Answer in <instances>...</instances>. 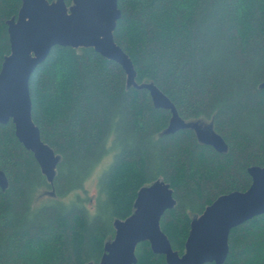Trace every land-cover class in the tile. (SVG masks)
<instances>
[{
  "label": "trees",
  "instance_id": "1",
  "mask_svg": "<svg viewBox=\"0 0 264 264\" xmlns=\"http://www.w3.org/2000/svg\"><path fill=\"white\" fill-rule=\"evenodd\" d=\"M20 5L0 0V68L10 52L6 21ZM117 5L113 36L136 82H153L184 119L207 120L227 150L201 143L191 128L164 133L169 111L156 108L146 89L127 87L121 66L92 47L53 46L29 79L32 119L59 155L52 183L13 123L0 124V169L8 180L0 188V264H98L114 221L127 218L139 188L157 179L175 199L160 227L182 254L191 219L218 196L247 190L248 167L264 166V0ZM109 152L112 162L88 205L78 191ZM43 189L55 196L33 208ZM228 246L223 264H264V213L232 228ZM135 255V264H167L148 241Z\"/></svg>",
  "mask_w": 264,
  "mask_h": 264
},
{
  "label": "water",
  "instance_id": "2",
  "mask_svg": "<svg viewBox=\"0 0 264 264\" xmlns=\"http://www.w3.org/2000/svg\"><path fill=\"white\" fill-rule=\"evenodd\" d=\"M120 16L117 0H72L69 6L64 0H21L17 15L6 21L10 52L0 68V124L13 123L16 138L33 154L48 183L53 181L59 155L42 140L32 119L29 79L55 45L92 47L119 64L127 87L146 89L156 108L169 111L164 133L191 128L201 143L219 153L227 150V143L211 123L204 127L201 118L184 119L153 82H136L132 60L113 36ZM259 86L264 88V80ZM247 171L251 177L247 190L218 196L191 219L182 254L173 250L160 227L161 216L175 204L173 190L163 179L140 187L132 213L114 221V237L104 243L98 264H135L136 245L143 241L149 242L153 253L163 255L167 264H223L230 230L264 213V166L252 165ZM7 186V177L0 169V188L5 190Z\"/></svg>",
  "mask_w": 264,
  "mask_h": 264
},
{
  "label": "rangeland",
  "instance_id": "3",
  "mask_svg": "<svg viewBox=\"0 0 264 264\" xmlns=\"http://www.w3.org/2000/svg\"><path fill=\"white\" fill-rule=\"evenodd\" d=\"M199 121H200L202 126H204V127L208 126V121L205 120L204 118H201ZM112 159H113V153L109 152V154L107 156H105L97 164V166L94 168L93 172L85 180L84 190L78 191V194H80L81 197H85L86 200H88V205H90L91 203L94 204L93 198L95 197L96 192H97L98 178H99L100 174L102 173V171L104 169H106L109 166V164L112 162ZM72 194L73 193H71V195ZM54 196L55 195H53V193L50 192L49 190H45V189L41 190L40 193L38 194V196L36 197V200H34V202H33V208L44 203L43 201H46L48 199H52ZM69 199H70V197L67 196V197L63 198L62 200L64 202H68Z\"/></svg>",
  "mask_w": 264,
  "mask_h": 264
}]
</instances>
